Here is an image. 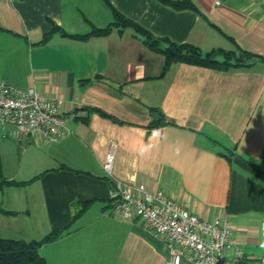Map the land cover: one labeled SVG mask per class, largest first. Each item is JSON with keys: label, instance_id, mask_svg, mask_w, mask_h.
Returning a JSON list of instances; mask_svg holds the SVG:
<instances>
[{"label": "crops", "instance_id": "0c3cea01", "mask_svg": "<svg viewBox=\"0 0 264 264\" xmlns=\"http://www.w3.org/2000/svg\"><path fill=\"white\" fill-rule=\"evenodd\" d=\"M189 1L195 12L159 0H0V83L33 88L76 117L54 143L0 134L3 177L21 184L0 191V239L67 229L39 249L45 264H165L140 221L110 213L119 183L225 220L233 244L224 255L264 264V12L256 0ZM114 12L153 39L252 58L227 71L164 72L131 28L80 39L111 25Z\"/></svg>", "mask_w": 264, "mask_h": 264}, {"label": "built area", "instance_id": "2783aa9c", "mask_svg": "<svg viewBox=\"0 0 264 264\" xmlns=\"http://www.w3.org/2000/svg\"><path fill=\"white\" fill-rule=\"evenodd\" d=\"M264 12V0H256ZM75 114H63L49 98L29 88L19 91L0 83V134L21 143L36 139L43 144L63 140L71 131ZM114 147L103 163L111 175ZM110 213L123 222L140 221L149 234L160 241L166 252L165 264H236L224 255L232 245L223 219L206 222L164 193L148 192L137 185L115 183L109 193Z\"/></svg>", "mask_w": 264, "mask_h": 264}, {"label": "trees", "instance_id": "16d2710c", "mask_svg": "<svg viewBox=\"0 0 264 264\" xmlns=\"http://www.w3.org/2000/svg\"><path fill=\"white\" fill-rule=\"evenodd\" d=\"M161 3L173 8L176 11L190 10L196 11L189 0H159ZM114 21L105 29H93L92 32L80 37L81 40H86L90 37H103L108 35L113 28H131L139 36L143 38V45L150 51L160 54L164 59V72H166L173 64H185L189 66L201 67L211 70L227 71L231 68L245 67L246 60L252 58L251 55L241 53L243 62L239 63L237 56L232 53H225L221 50L212 51L210 53H202L198 48L188 45H176L167 40H156L149 33L139 28L134 23L124 19L116 12L113 13ZM159 43L165 44V48L161 50ZM221 57L222 59H217ZM264 63L263 59H260ZM21 184L9 182L4 179L0 161V191L6 186H19ZM90 203H84L83 208L86 209ZM67 229H59L52 231L40 241H13L0 239V264H45V260L38 254L39 249L58 238H60Z\"/></svg>", "mask_w": 264, "mask_h": 264}, {"label": "rangeland", "instance_id": "374dc122", "mask_svg": "<svg viewBox=\"0 0 264 264\" xmlns=\"http://www.w3.org/2000/svg\"><path fill=\"white\" fill-rule=\"evenodd\" d=\"M238 57H239V56H238ZM238 57H237V59H238ZM3 160H4L5 163H6V162H8V161H11V160H12V157H11V156L9 157V155H8V156H7V155L4 156V153H3ZM20 186H21V185H19V187H20ZM11 187H13V186H11ZM15 187H18V186H14V188H15Z\"/></svg>", "mask_w": 264, "mask_h": 264}, {"label": "water", "instance_id": "95a60500", "mask_svg": "<svg viewBox=\"0 0 264 264\" xmlns=\"http://www.w3.org/2000/svg\"><path fill=\"white\" fill-rule=\"evenodd\" d=\"M237 60H238L239 63L243 62V60H244L243 55H239Z\"/></svg>", "mask_w": 264, "mask_h": 264}]
</instances>
